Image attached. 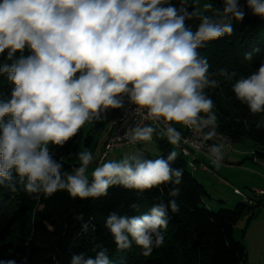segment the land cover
<instances>
[{
  "label": "clouds",
  "instance_id": "clouds-1",
  "mask_svg": "<svg viewBox=\"0 0 264 264\" xmlns=\"http://www.w3.org/2000/svg\"><path fill=\"white\" fill-rule=\"evenodd\" d=\"M185 3L181 0L177 7L171 0H0V54L7 49L11 59L25 48L31 52L0 67L14 85L11 98L0 101V185L13 179V169L24 191L43 193L45 198L67 191L72 199H99L114 186L143 193L170 181L180 184L182 170L170 165L175 151L167 158L125 155L107 160L94 168L89 182L91 151L69 153L78 155L80 164L72 174H62L63 163L53 159L48 146H63L86 122L108 108L122 107L121 94L147 109L149 117L163 118L171 145L181 140L171 124L196 132L211 126L204 139L215 137L214 101L204 89L218 85L209 81V64L199 58L197 49L231 35L233 25L203 16L193 33L185 21L198 14L189 12ZM212 7L204 5L205 10ZM245 8L264 18V0H245L243 5L225 0L222 15L242 22L248 14ZM245 58L251 59V54ZM232 91L251 114L264 113V61L237 79ZM153 132L152 126L136 127L129 141L151 142ZM211 150L219 152L216 146ZM178 194L179 189L169 193ZM169 208L179 212L175 200L167 206L154 204L140 215L113 211L104 226L118 249L127 250L134 242L144 256H150L164 243ZM88 227L85 223L82 230L87 232ZM93 251L94 258L83 252L72 254L70 264H110L106 248Z\"/></svg>",
  "mask_w": 264,
  "mask_h": 264
},
{
  "label": "trees",
  "instance_id": "trees-1",
  "mask_svg": "<svg viewBox=\"0 0 264 264\" xmlns=\"http://www.w3.org/2000/svg\"><path fill=\"white\" fill-rule=\"evenodd\" d=\"M197 1L199 6L195 7L193 0H186L184 4L189 12L198 14L185 21L193 33L203 16L217 23L231 22L233 25L231 35L205 42L197 49L199 58L206 59L209 64V81H216L218 85L204 89L214 101L212 111L217 117L216 130L228 136L233 143L250 139L255 147L253 156L264 158V113L251 114L232 91V84L237 79L248 76L264 61V18L252 15L245 8L248 14L244 20L236 21L222 15L225 0ZM238 2L243 5L245 0ZM171 3L181 6V0H171ZM205 4H211L212 9L205 10ZM7 51L0 54V67L10 66L22 54L18 51L8 59ZM29 51L25 48L23 53L26 55ZM249 53L251 59H246ZM13 87L7 73H0V101L11 98ZM7 119L9 117H5ZM81 129L63 146L49 150L54 160L63 163L62 174L71 168L64 157L81 135ZM91 139L89 134L85 136L86 145ZM154 140L159 150L157 158H167L175 151L161 136L155 135ZM176 153L170 165L174 170H182L180 184L170 181L159 189L143 193L114 186L106 197L99 199H72L67 191H58L50 198H45L43 193L28 194L13 169V179L0 185V260H15L16 264H70L72 254L83 252L86 258L87 255L94 258L93 249L98 252L106 248L110 264H247L244 245L234 237L233 224L246 208L251 209L255 205L240 200L231 208L209 209L203 202V196L207 195L204 184L192 174L186 158ZM9 184L16 190L12 191ZM173 189H179L175 197L169 195ZM36 196L39 199H35ZM170 200H175L179 212L173 213L168 209L169 223L163 230L161 247L154 248L150 256H144L134 242L127 250L117 248L104 226L111 212L140 215L148 212L154 204L167 206ZM132 205H137V208H132ZM78 216L82 219H77ZM85 223L89 225L87 232L82 230Z\"/></svg>",
  "mask_w": 264,
  "mask_h": 264
},
{
  "label": "rangeland",
  "instance_id": "rangeland-1",
  "mask_svg": "<svg viewBox=\"0 0 264 264\" xmlns=\"http://www.w3.org/2000/svg\"><path fill=\"white\" fill-rule=\"evenodd\" d=\"M192 4L194 7L199 6L197 0H193ZM27 54L22 53L21 55L27 56ZM98 122V119H92L85 123L81 129V135L76 139L69 152L74 154L85 150L92 152L94 160L89 165L86 173L89 179L94 168L99 163L106 162L107 160H120L125 155H138L144 159L157 158L159 150L156 141L153 139L151 142H143L139 146H127L115 149L101 160V143L107 125L103 127ZM87 134L92 137L88 145L84 141ZM48 147L51 151L56 148V145L50 144ZM254 148V144L250 139H242L234 142L233 150L229 153L231 156L229 161L234 163L232 166L245 168L250 167L249 164H253L252 162H257L255 156H253ZM69 153L65 155L64 159L67 163L71 164V168L67 173L72 174L75 168L79 166L80 161L78 160V155L70 156ZM192 174L205 185L207 195L203 196V202L206 203L209 209L216 210L222 207L231 208L235 206L241 200V197L233 193V186L239 187V189L252 199V204L255 206L251 209L246 208L236 219L233 224V234L244 245L246 252L245 261L247 264H264V196L257 197L254 192V189L256 190L264 186H250L252 183L251 175L242 173V175L235 176L236 174L233 171L222 168H217L216 172L211 170L209 173L197 170L193 171ZM255 183L257 185L261 181L258 179ZM257 202H259V205H256Z\"/></svg>",
  "mask_w": 264,
  "mask_h": 264
},
{
  "label": "built area",
  "instance_id": "built-area-1",
  "mask_svg": "<svg viewBox=\"0 0 264 264\" xmlns=\"http://www.w3.org/2000/svg\"><path fill=\"white\" fill-rule=\"evenodd\" d=\"M29 52L27 55H30ZM78 75V74H77ZM131 87V86H130ZM118 99L122 100V107L108 108L100 113L99 118L108 117V126L104 131L102 141V154L100 159L103 160L107 155L118 148L127 146H139L143 142L132 144L129 141L132 130L136 127L152 126L154 128L153 137L159 135L167 142L166 125L163 118L159 121L147 115V109H140L131 102L127 94H121ZM174 127L180 134L181 140L178 145H171L176 152L186 158L189 169L193 171H211L216 164H221L225 158L233 150L232 140L225 134L216 130V135L212 139L205 140L204 136L211 127H205L202 132H196L180 124L169 125ZM219 148L218 153L212 152V147ZM256 196L264 194V190H254ZM233 193L241 197L246 203H252V199L248 197L241 189L233 187Z\"/></svg>",
  "mask_w": 264,
  "mask_h": 264
},
{
  "label": "crops",
  "instance_id": "crops-1",
  "mask_svg": "<svg viewBox=\"0 0 264 264\" xmlns=\"http://www.w3.org/2000/svg\"><path fill=\"white\" fill-rule=\"evenodd\" d=\"M98 121H99L98 123H99L100 126H103V127H105L106 125L108 126V117L100 118V119H98ZM230 158H231V156H230V154H228V156L224 160L225 162L223 164L214 165L212 167V170H214L215 172H216L217 168L230 170V171H233L234 174H236L235 176H237L239 174L242 175V173L243 174L247 173V174L252 176V178H251L252 179V183L250 184V186H256V187L264 186V158L255 157L257 162H252L253 164H249L250 167H245V168L233 167L232 164H234V163L229 161ZM237 163H240V162H237ZM253 170H255V171H253ZM202 172H208V171H202ZM258 179L261 181V183H260L261 185L260 184L256 185L255 181L258 180ZM237 188H239V187H237ZM257 189L264 190V187H262V188L260 187V188H257ZM252 190H253V188H252ZM262 196H264V194H262L261 196H257V197H262Z\"/></svg>",
  "mask_w": 264,
  "mask_h": 264
}]
</instances>
